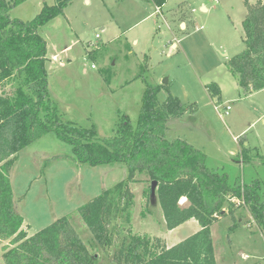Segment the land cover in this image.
I'll return each mask as SVG.
<instances>
[{
	"label": "rangeland",
	"instance_id": "1",
	"mask_svg": "<svg viewBox=\"0 0 264 264\" xmlns=\"http://www.w3.org/2000/svg\"><path fill=\"white\" fill-rule=\"evenodd\" d=\"M258 1L248 0L252 5ZM44 4L52 6L54 0H25L10 17L30 21ZM245 15L244 0H167L161 9L148 0H73L39 30L47 44L50 98L65 120L111 138L124 120L135 127L145 85L162 86L167 79L170 95L187 111L168 121L166 138L184 140L203 152L206 166L226 174L231 185L258 181L264 201V91L243 97L227 69V62L243 50ZM171 43L176 44L172 53ZM211 84L222 89L216 104L206 88ZM165 97L160 92L159 102ZM227 106L231 109L225 114ZM242 153L248 157L244 162ZM70 155L71 147L52 133L21 150L10 170L15 210L28 236L71 215L73 229L96 263L112 264L121 236L110 249H101L74 212L124 180L127 169L74 166L65 157ZM136 179L131 185L133 232L159 238L166 246L190 237V227L165 231L160 208L142 197L150 183L145 175ZM234 201L224 205L225 216L212 230L216 262L263 264L264 232L247 207ZM143 210L150 213L142 217ZM6 244L0 243V264Z\"/></svg>",
	"mask_w": 264,
	"mask_h": 264
},
{
	"label": "trees",
	"instance_id": "2",
	"mask_svg": "<svg viewBox=\"0 0 264 264\" xmlns=\"http://www.w3.org/2000/svg\"><path fill=\"white\" fill-rule=\"evenodd\" d=\"M24 1L0 0V243L7 242L1 249L3 264H97L73 229L71 215L28 236L23 217L15 210L10 170L17 154L50 133L71 147V155L65 157L74 166L127 169L124 180L74 212L101 249H110L121 236L112 264H216L211 227L225 216L223 207L230 200L246 206L264 232V201L258 181L231 185L226 174L206 166L203 152L184 140L166 138L168 121L178 120L187 111L167 86L146 84L135 127L124 120L111 138H100L93 128L65 120L49 95L47 44L39 30L62 15L73 0L44 4L27 22L12 19L11 10ZM148 1L156 9L167 2ZM244 6L243 50L227 62V69L247 96L264 90V0L254 5L244 0ZM206 88L219 102L218 86ZM160 92L166 94L162 102ZM246 158L242 153L243 162ZM137 175H145L150 185L157 183L155 194L165 231L190 220L198 223L199 230L169 248L159 238L134 233L131 185ZM149 191L150 187L142 192L148 205ZM149 213L143 210L141 216ZM121 220L126 225L117 223ZM119 227L125 228L124 233Z\"/></svg>",
	"mask_w": 264,
	"mask_h": 264
},
{
	"label": "crops",
	"instance_id": "3",
	"mask_svg": "<svg viewBox=\"0 0 264 264\" xmlns=\"http://www.w3.org/2000/svg\"><path fill=\"white\" fill-rule=\"evenodd\" d=\"M87 4H88V2H87ZM102 30V29H101ZM176 47V44L175 43H171L170 44V47H169V52L170 53H172V51H173V49ZM67 48H64V50H66ZM218 86V85H217ZM238 86V85H237ZM218 88H219V90H220V93H221V86H218ZM262 91H264V90H262ZM259 92H261V91H258V92H254V93H251L250 95H247V96H244L243 94H242V96L243 97H245V98H247V97H251L252 95H254V94H257V93H259ZM221 95V94H220ZM239 96V95H238ZM221 99V98H220ZM212 101L214 102V104L217 102V99L216 98H212ZM220 101V100H219ZM177 120V119H176ZM175 121V120H174ZM187 227H190L191 228V231H192V234H194V233H196L198 230H199V225H198V223L195 221V220H190V221H188V222H186V223H184V224H182L181 226H179V227H177V228H175L174 230H171V231H167V232H169V233H173V232H176V230L178 229V230H180V229H182V228H187ZM213 227H214V225L211 227V235H212V230H213ZM171 246H173V245H171ZM171 246H167L168 248L169 247H171ZM216 258V257H215ZM216 264H217V262H216Z\"/></svg>",
	"mask_w": 264,
	"mask_h": 264
},
{
	"label": "water",
	"instance_id": "4",
	"mask_svg": "<svg viewBox=\"0 0 264 264\" xmlns=\"http://www.w3.org/2000/svg\"><path fill=\"white\" fill-rule=\"evenodd\" d=\"M162 85H167V79H165L163 81ZM156 182L153 181L150 185V191H149V203L151 206H156L157 205V199H156V194H155V190H156Z\"/></svg>",
	"mask_w": 264,
	"mask_h": 264
},
{
	"label": "built area",
	"instance_id": "5",
	"mask_svg": "<svg viewBox=\"0 0 264 264\" xmlns=\"http://www.w3.org/2000/svg\"><path fill=\"white\" fill-rule=\"evenodd\" d=\"M97 39L98 38H100V36L97 34L96 36H95ZM230 107L229 106H227V107H225V114H227L228 113V111H230ZM181 203V202H180ZM182 204V203H181Z\"/></svg>",
	"mask_w": 264,
	"mask_h": 264
},
{
	"label": "bare ground",
	"instance_id": "6",
	"mask_svg": "<svg viewBox=\"0 0 264 264\" xmlns=\"http://www.w3.org/2000/svg\"><path fill=\"white\" fill-rule=\"evenodd\" d=\"M181 203L183 202V200L180 201Z\"/></svg>",
	"mask_w": 264,
	"mask_h": 264
}]
</instances>
